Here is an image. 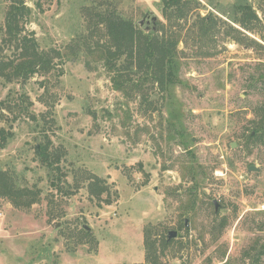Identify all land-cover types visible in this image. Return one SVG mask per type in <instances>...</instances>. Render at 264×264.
Here are the masks:
<instances>
[{"label": "rangeland", "instance_id": "rangeland-1", "mask_svg": "<svg viewBox=\"0 0 264 264\" xmlns=\"http://www.w3.org/2000/svg\"><path fill=\"white\" fill-rule=\"evenodd\" d=\"M25 1L32 13L24 31L53 52L55 68L24 84L0 77V130L10 133L0 169L40 191L28 209L0 198V264H147V236L159 264H264V145L247 140L260 100L251 74L264 50L225 32L245 0L193 4L182 82L165 101L150 88L155 103L127 100L84 50L94 5L118 8L139 26L154 12L159 27L175 31L162 0ZM247 1L260 22L239 36L263 44L264 0ZM11 2L0 0V45ZM198 13L225 22L201 44L185 40ZM13 52L1 45L0 60ZM41 150L56 153L63 176L42 163ZM96 177L107 186L101 198L89 186ZM170 230L177 237L168 241Z\"/></svg>", "mask_w": 264, "mask_h": 264}, {"label": "trees", "instance_id": "trees-1", "mask_svg": "<svg viewBox=\"0 0 264 264\" xmlns=\"http://www.w3.org/2000/svg\"><path fill=\"white\" fill-rule=\"evenodd\" d=\"M43 1L37 0V6L41 7ZM162 1L164 14L176 19V23L179 24L175 31L165 29L163 26L158 32L145 31L115 7L94 5L89 9L94 13L95 18L90 13L89 26L93 34L89 36V43L86 44L87 51L84 50L85 54L95 57V60L104 66L111 75L113 88L120 91L127 100L139 97L141 102L155 103L150 99L153 96L148 91L150 88L154 91V95L159 92L162 100H169L173 91L182 82L179 75L181 66L179 54L180 44L184 40V23L187 22L189 12L194 8L193 4L198 1ZM31 13L32 8L26 5L25 0H12L6 12L5 35L1 45L15 51L12 57L6 56L0 60V77L7 83L24 84L34 75L48 74L55 68L53 52L41 49L34 32L25 33L24 31V22L28 20ZM229 19L231 23L226 24L227 29H225L228 35L237 42L264 50V43L247 36L246 38L239 36L243 35L242 30L254 31L257 23L260 22L259 15L251 3L245 0L236 4L234 13ZM218 20L224 26L223 19L213 14L201 16L198 13L192 26L187 29V34L185 33V40L192 39L201 44L204 39L215 33ZM101 31L104 33L102 37L100 36ZM76 48V53L83 50L82 45L79 44ZM253 68L251 89L253 93L260 96V100L253 107L252 128L247 134V140L254 145H264V61L254 64ZM26 102V95H22L19 105L21 111L27 108L24 107ZM172 124L171 128L176 129V125ZM8 134L10 133L4 128L0 130V147L5 146L9 138ZM40 152L42 163L52 172L57 169L63 176L64 173L61 172L60 167L55 165L56 162H60L56 153L48 150ZM59 184L52 180L55 188L61 189ZM89 186L97 198H101L107 190L104 180L98 177L89 183ZM39 196L38 189L20 185L10 171L0 169V198L8 199L17 208L28 209L39 201ZM107 203L110 204L111 201L107 200ZM146 246L147 264H159L157 243L147 236ZM259 253L260 256L263 255L264 250Z\"/></svg>", "mask_w": 264, "mask_h": 264}, {"label": "water", "instance_id": "water-1", "mask_svg": "<svg viewBox=\"0 0 264 264\" xmlns=\"http://www.w3.org/2000/svg\"><path fill=\"white\" fill-rule=\"evenodd\" d=\"M140 27L145 30V31H154V32H158L160 30L159 27V16L154 13V12H149L146 13L145 16L143 17L142 21L140 22ZM235 145H233V147H235ZM249 171H259V168L251 165L249 166ZM216 209H217V202L216 200L214 201ZM185 223H187V220L185 221ZM177 237V231L176 230H170L168 232V241L176 238Z\"/></svg>", "mask_w": 264, "mask_h": 264}]
</instances>
